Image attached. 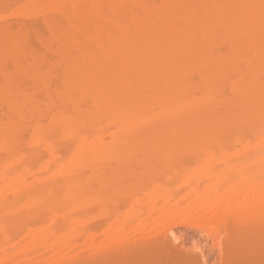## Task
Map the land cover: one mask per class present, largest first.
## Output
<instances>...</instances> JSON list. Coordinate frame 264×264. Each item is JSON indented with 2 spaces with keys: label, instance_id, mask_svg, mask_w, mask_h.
Segmentation results:
<instances>
[{
  "label": "bare ground",
  "instance_id": "obj_1",
  "mask_svg": "<svg viewBox=\"0 0 264 264\" xmlns=\"http://www.w3.org/2000/svg\"><path fill=\"white\" fill-rule=\"evenodd\" d=\"M19 1L0 0V264H193L205 247L211 260L264 264V48L259 9L233 7L260 0H35L40 26L11 23ZM248 11L251 38L233 23ZM54 32L77 53L70 92L62 75L34 71L51 57L67 71L45 47ZM182 187L193 201L177 200ZM139 193L153 209L135 226ZM90 196L109 205L94 235L112 219L125 226L97 252L86 249L98 235L69 238L81 221L70 208ZM125 222L148 225L141 240L125 237Z\"/></svg>",
  "mask_w": 264,
  "mask_h": 264
},
{
  "label": "rangeland",
  "instance_id": "obj_2",
  "mask_svg": "<svg viewBox=\"0 0 264 264\" xmlns=\"http://www.w3.org/2000/svg\"><path fill=\"white\" fill-rule=\"evenodd\" d=\"M57 1H61V0H57ZM63 2H65V0H62ZM61 1V2H62ZM20 2V1H19ZM33 2H36L35 0H21V2H20V4H15V5H13L12 7H11V11L9 12V14H10V17L11 18H14V19H12V21H11V23H22L23 24V22H27V24L28 25H38V26H40L39 24H41V21H42V17H40V15H42L43 14V12H42V7H41V5H38V6H36L37 4H34ZM27 3H29V5L27 4ZM32 3H33V5H32ZM27 4V5H26ZM38 4H40V3H38ZM44 9V8H43ZM44 11V10H43ZM47 12V11H46ZM44 14H45V11H44ZM29 16H31L32 18H27V17H29ZM36 17V18H33V17ZM35 22V23H34ZM32 23V24H31ZM34 23V24H33ZM65 23L66 24H68L66 21H65ZM93 30V29H92ZM53 57H55V56H53ZM56 59V58H55ZM52 60L54 61V59L51 57V59H50V63L52 62ZM57 61H59V60H56L55 61V63L57 62ZM50 63L48 62V64L46 63V64H44V65H42V67H44L45 69H46V71L43 73V75L45 74V73H52L53 75L52 76H55V75H57V76H55V77H57V78H59V75H62V73H61V69H62V66H61V68H58V66H57V68H51L50 66H48V65H50ZM57 65H59V64H57ZM59 67H60V65H59ZM16 70L13 68V67H11V68H9V72L11 73V74H13V72L14 73H16L15 72ZM18 73V75H20V76H22V72L20 71V72H17ZM41 75V74H40ZM51 75V74H50ZM19 76V77H20ZM49 76V75H48ZM61 77V76H60ZM2 78V76L0 75V79ZM22 78V77H21ZM56 78V79H57ZM52 79V78H51ZM55 79V78H54ZM54 79L52 80L53 81V83H54ZM56 79H55V81H56ZM31 81V80H30ZM33 82V81H32ZM57 82H58V80H57ZM25 83H27L26 85L28 86V88L27 89H29V88H31L32 86H33V84L31 83V82H29V81H27V82H25ZM25 88V87H24ZM26 88H25V90H26ZM32 88H34V87H32ZM32 88L30 89L31 90V92L30 93H32L33 91H32ZM29 90V91H30ZM28 91V92H29ZM4 110L5 109H1V112H4ZM27 138V141L30 139V135L28 136V135H25ZM25 139V138H24ZM25 139V140H26ZM29 143V142H28ZM60 143H62V142H60ZM24 144H25V142H24ZM59 145H61V144H59ZM31 147H33V146H31ZM31 147H30V149H31ZM35 147V146H34ZM60 147V146H59ZM26 151H28V150H26ZM39 151V150H38ZM41 151V150H40ZM45 153L46 152H44V155H45ZM47 154V153H46ZM48 155V154H47ZM46 157V156H45ZM48 158H49V156H47ZM236 160V159H235ZM45 161H47V160H45ZM237 162V161H236ZM55 163V162H54ZM60 163L61 162H59V163H57L58 165H60ZM52 164V163H51ZM56 165L54 164V165H52L51 167H54L53 169L55 170V167ZM49 169V168H48ZM53 169L52 170H50L49 171V173L50 172H52L53 171ZM37 170H39V169H37ZM33 171H35V170H33ZM35 173V172H34ZM34 175V174H33ZM37 175V174H36ZM32 177V176H31ZM38 177H39V175H38ZM180 181V182H179ZM178 181V183H180L181 184V179ZM168 183V182H167ZM205 183H206V181H205ZM166 184V183H165ZM203 185H204V183H203ZM206 185V184H205ZM186 188V190H184V188L182 187L181 189H180V195L179 196H177L179 193H177V195H175V196H177V200H178V198H179V200L181 199V201H184L185 203L186 202H190V201H193L192 199L193 198H191V197H193V196H189V193H188V191H187V187H185ZM225 189V188H224ZM224 189H222V190H224ZM189 190V189H188ZM221 190V192H223ZM190 191V190H189ZM146 192V191H145ZM177 192H179V190L177 191ZM188 193V194H187ZM131 194V193H130ZM136 194V193H135ZM140 195L139 196H133V194H132V196H133V198L136 200L138 197H139V199L140 198H142L143 199V201H144V203H142L143 201H142V199H140V201L138 202V200L135 202V200L134 199H132L135 203H133V201L131 200V198L129 199V200H131V202H132V204L133 205H139V203H141V205H139V206H142L141 207V209H139L140 207H136V208H138V209H135L134 210V212L132 211V213H131V215H128L129 216V221H131L132 219V217L133 216H138L136 219L137 220H133V221H131V223H138V221L140 220H142L144 217H145V219H146V217L148 216V214H150V212H151V210L153 209L152 208V206H153V200H154V198L152 199L151 197H149V195H147L146 193L144 194V193H139ZM123 195H126V194H123ZM142 195V196H141ZM185 195V196H184ZM92 196V195H91ZM91 196L88 198V197H86L85 199H84V201H83V199H82V201H81V203H78V204H81V206L80 205H78L77 204V206H75V205H72V207L70 208L71 209V211H73L72 209H74V211H76L77 212V215H79V216H81V221H79V223L77 222V224H75V225H73L72 227H70L71 228V230H73L71 233H70V236H69V238L72 236V237H76L77 235L79 236V240L81 241H83L84 242V240H85V242L83 243V244H85V245H87L88 243H89V245L91 244V240L92 239H94L95 237H96V235H98L96 238L97 239H95L97 242H96V244H94V245H96V247L94 246V245H91L90 246V248H88V249H86L85 247V249H86V251L88 250H90L91 252H94L95 250H98L99 248H101V246H102V243L103 244H107L106 242L107 241H109L110 239L112 240L113 238H115V236H112L113 234H115L116 232H114V231H117L118 229H116V227L117 228H121V229H123L122 227H125V226H123V224H121V223H124V220L122 219V218H124V216L127 214V213H125V212H127V210H124V212L122 211V209L120 210V211H122L121 213L122 214H118V218H117V216H116V214H115V216L116 217H114V222H117V219H118V221L120 222L121 220H119V218L120 219H122V222H120L119 224H121L122 225V227H118L119 225H118V222L117 223H113V219H112V221L110 220V222H107V224L106 225H104V226H106L107 227V225H108V228H106V227H102V228H99L100 230V232H98V230H96L97 232L95 233L96 235H94L92 232H93V229L94 228H98V227H95V226H99L100 224L102 225V224H104V222L105 221H107L108 219H107V216H109V215H106L107 213H108V211L107 210H109V209H107V207H109V205L106 207V209H104L105 207L104 206H106L105 204H102V205H104V206H102L101 205V202H100V204H98V206H97V204H95L94 203V205H92L93 204V200L95 199L93 196V200H92V198H91ZM174 196V197H175ZM188 196H189V198H188ZM96 197V196H95ZM123 197V196H122ZM128 197V196H127ZM173 197V198H174ZM120 198V197H119ZM166 198V197H165ZM164 198V199H165ZM172 198V197H171ZM96 199H98L97 197H96ZM95 199V200H96ZM164 199H162V201L160 200H158L159 201V203L161 204V206L162 205H164L165 204V200ZM174 199H176V198H174ZM185 199V200H184ZM88 200V201H87ZM95 200H94V202H95ZM127 200V199H126ZM125 200V201H126ZM152 200V202H150ZM92 201V203H90V202ZM124 201V202H125ZM142 201V202H141ZM150 202V204H147V205H145V202L147 203V202ZM83 202V203H82ZM88 202V203H87ZM137 202H138V204H137ZM148 202V203H149ZM163 202V203H162ZM97 203V202H96ZM104 203H106V202H104ZM125 203H128V206H127V208H132V206L133 205H131V203L129 204V202H125ZM86 204H87V206H86ZM91 205V206H89V205ZM108 204V203H107ZM123 204V203H122ZM159 204V205H160ZM70 205V204H69ZM120 205V204H119ZM158 205V206H159ZM73 206H75V207H73ZM83 206H86V207H84V209H81ZM121 206V205H120ZM80 207V208H79ZM134 207V206H133ZM77 208H79V209H77ZM118 208V207H117ZM116 208V209H117ZM123 208H126V207H123ZM144 210H143V209ZM161 208V207H160ZM69 209V208H68ZM70 209H69V211H70ZM75 209H77V210H75ZM119 209V208H118ZM149 209H151V210H149ZM162 209V208H161ZM112 210H113V208H112ZM130 210V209H129ZM138 210H139V212H138ZM140 210H143V211H141L140 212ZM159 211V210H158ZM107 212V213H106ZM131 212V211H130ZM143 212V213H142ZM129 213V212H128ZM138 213V214H137ZM141 213V215L143 216V214L145 215L146 213V215L147 216H143V217H139V214ZM112 213H110V215H111ZM130 214V213H129ZM153 214V213H152ZM112 215H114V214H112ZM151 215V214H150ZM119 216H121V217H119ZM110 217V216H109ZM108 217V218H109ZM113 217V216H112ZM126 217V216H125ZM115 218H117V219H115ZM140 218V219H139ZM107 219V220H106ZM126 219H128V217L126 218ZM131 219V220H130ZM135 219V218H134ZM145 219H143V220H145ZM149 219V218H148ZM116 220V221H115ZM142 220V221H143ZM126 221V220H125ZM141 221V222H142ZM148 221L149 220H146L145 222L146 223H148ZM127 222V221H126ZM126 222H125V224H126ZM141 222L139 223V225L141 224ZM110 223V224H109ZM131 223H129L128 222V224H131ZM131 225L130 226V228H131V230L129 229V225H127L126 224V227L129 229V231L131 232H127L126 230H128V229H126V228H124V230H122L123 232H125V234H126V232L128 233V235L127 236H125V237H128L127 239H131V241L133 242V241H136L137 239L136 238H138V240H141V234L143 233V231H144V229L145 228H147L148 227V225L143 229V227H142V229H143V231H142V229H141V227H136V228H140L141 230L140 231H137L136 230V228L135 227H132V226H134V225ZM150 224V223H149ZM112 225V226H111ZM114 225V226H113ZM137 225V224H136ZM135 225V226H136ZM141 225H144L145 226V224H141ZM140 225V226H141ZM116 226V227H115ZM151 226V225H150ZM150 226H149V228H150ZM92 227H94L93 229H92ZM113 227V229L111 230V228ZM70 228L69 227H67V229H65L66 231H67V233H69L68 232V230L69 231H71L70 230ZM72 228H75V229H72ZM90 228H91V230L92 231H89L90 230ZM148 228V229H149ZM103 229V230H102ZM115 229V230H114ZM120 229V230H121ZM46 230V229H45ZM65 230H63V231H65ZM44 231V230H43ZM48 231V230H47ZM63 231H62V233H63ZM76 233H75V232ZM95 231V230H94ZM119 231V230H118ZM122 231H121V233H122ZM136 231V232H135ZM38 232V231H37ZM50 232H52V230L50 231L49 230V232H48V234H50V235H52ZM60 232V231H59ZM59 232H57V233H59ZM114 232V233H113ZM133 232H135L134 234H133ZM139 232V233H138ZM188 239L189 238H191L192 236H193V232L192 231H190V230H188ZM47 233V232H46ZM45 233V234H46ZM53 233L54 234H56L54 231H53ZM61 232H60V234H62ZM87 233V234H86ZM92 233V234H91ZM118 233V232H117ZM121 233H120V235H121ZM130 233V234H129ZM136 233H138V234H136ZM48 234H47V236H48ZM60 234H58V235H55V236H59ZM65 234H66V232H65ZM65 234H64V236H65ZM112 234V235H111ZM49 235V236H50ZM63 235V234H62ZM110 235V236H109ZM116 235V234H115ZM119 235V236H120ZM137 235V236H136ZM143 235V234H142ZM43 236V235H42ZM47 236H45L44 235V237H47ZM55 236L53 237L54 239H55ZM77 236V237H78ZM122 236V235H121ZM141 236V237H140ZM51 237V236H50ZM108 237V238H107ZM68 238V236L66 237V239H69ZM117 238H119V237H117ZM52 239V237L49 239V240H51ZM99 239V240H98ZM136 239V240H135ZM70 240H72V239H70ZM70 240H69V242H70ZM100 240H101V243H100ZM115 240V239H114ZM75 241V240H74ZM79 241V242H80ZM82 241L79 243L78 241V244H82ZM113 241V240H112ZM112 241H111V244H112ZM94 242V241H93ZM114 242H116V240L114 241ZM114 242H113V244H114ZM67 243V242H66ZM75 243V242H74ZM71 244V243H70ZM76 245V247H78V246H81V248L79 249V250H84L83 249V247H82V245ZM110 244V243H109ZM74 245V244H73ZM13 247V246H12ZM40 247H41V245H40ZM57 247V246H56ZM59 247V246H58ZM57 247V249H59L60 247H61V245H60V247L58 248ZM66 247V246H65ZM75 247V246H74ZM73 247V248H74ZM75 247V248H76ZM92 247V248H91ZM94 247V248H93ZM98 248V249H97ZM188 248V247H187ZM66 250H62L63 252H61V254H64L65 252H67L68 251V253H69V251H70V249H67V247L65 248ZM102 249V248H101ZM33 250V249H32ZM60 250V249H59ZM59 250H57V251H59ZM75 249H72L70 252H72V251H74ZM31 251V250H30ZM34 251V250H33ZM75 251H77L78 252V250L76 249ZM55 252H56V250H55ZM54 252V253H55ZM77 252H73V253H71V254H69V255H65V257L67 258V256L68 257H72V256H77L78 254H76ZM80 252H82V251H80ZM83 252H85V250L83 251ZM95 252H97V251H95ZM256 252H257V254H259V255H262L263 254V256H264V247H261V248H258L257 250H256ZM17 253V252H16ZM33 253V252H32ZM58 253V252H57ZM68 253H66V254H68ZM15 254V253H14ZM19 254V253H18ZM53 254V253H52ZM61 254H59V255H57V257L58 256H61ZM75 254V255H74ZM215 253H212L211 252V249H208L207 247H205V248H203V249H199V257H200V260H201V262H200V260L199 261H197V263L195 262V263H193V264H215V263H218V264H235V263H233L232 262V256L231 257H228V258H226L224 261H223V263H222V260L220 261V262H218L217 260H211L210 259V257L212 256V255H214ZM16 255V254H15ZM72 255V256H71ZM56 256V255H55ZM49 257V256H48ZM55 258L54 257V259H59V258H61V257H64V256H61V257H58V258ZM51 258V257H50ZM53 258V257H52ZM52 258L51 259H49V260H52ZM74 258V257H73ZM231 258V259H230ZM53 259V260H54ZM69 259V258H68ZM52 260V261H53ZM264 260V259H263ZM52 261H49V262H52ZM55 261V260H54ZM53 261V262H54ZM20 262V261H19ZM19 262H18V264H19ZM160 263L162 262V261H159ZM168 262V261H167ZM169 262H171V261H169ZM243 262V261H242ZM241 262V263H242ZM22 262H20V264H21ZM23 263H25V261H23ZM164 264H165V261L163 262ZM245 263V262H244ZM171 264H181V262H179V260H175L173 263H171ZM239 264V263H238ZM246 264V263H245ZM257 264H259V263H257Z\"/></svg>",
  "mask_w": 264,
  "mask_h": 264
},
{
  "label": "snow or ice",
  "instance_id": "obj_3",
  "mask_svg": "<svg viewBox=\"0 0 264 264\" xmlns=\"http://www.w3.org/2000/svg\"><path fill=\"white\" fill-rule=\"evenodd\" d=\"M233 7H240L242 9H247V10L259 9L261 45L262 48H264V0H260L259 5H241V6H233ZM7 14H8V10L6 6L4 15ZM233 23L235 28L242 34L247 35L249 38L254 36L255 15L251 11L237 15L236 17H234ZM64 42H65V37L63 35L54 32L53 35L50 36L47 39V41H45L44 43L46 49H50L53 51L60 49L63 52L66 60L67 71L64 72V70L61 69V73L64 79V90L70 92L78 84L76 75L74 73V68L77 66V62L74 58L77 57V53L71 49L65 50L63 48ZM15 44L18 49H23L25 47L24 37L21 35H17L15 37ZM34 71L38 74H42L46 71V69L42 66L37 65L34 68ZM262 112H264V107H262ZM262 141H264V134H262ZM262 242H264V237H262Z\"/></svg>",
  "mask_w": 264,
  "mask_h": 264
}]
</instances>
